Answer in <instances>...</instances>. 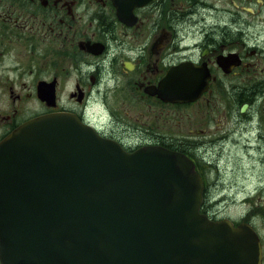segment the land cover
I'll return each mask as SVG.
<instances>
[{
    "label": "flooded vegetation",
    "instance_id": "af4514ba",
    "mask_svg": "<svg viewBox=\"0 0 264 264\" xmlns=\"http://www.w3.org/2000/svg\"><path fill=\"white\" fill-rule=\"evenodd\" d=\"M25 51L30 85L0 82V140L68 112L126 150L180 151L200 212L250 224L264 264V0H0V60ZM186 76L194 99H180Z\"/></svg>",
    "mask_w": 264,
    "mask_h": 264
},
{
    "label": "water",
    "instance_id": "95a60500",
    "mask_svg": "<svg viewBox=\"0 0 264 264\" xmlns=\"http://www.w3.org/2000/svg\"><path fill=\"white\" fill-rule=\"evenodd\" d=\"M201 190L183 153L128 152L72 114L35 117L0 141L2 263L260 264L250 225L200 213Z\"/></svg>",
    "mask_w": 264,
    "mask_h": 264
},
{
    "label": "rangeland",
    "instance_id": "374dc122",
    "mask_svg": "<svg viewBox=\"0 0 264 264\" xmlns=\"http://www.w3.org/2000/svg\"><path fill=\"white\" fill-rule=\"evenodd\" d=\"M30 56L28 55V52L25 51L22 55L16 57H10L8 59L4 58L2 60H0V82H3L4 84H6L7 86H14V88L20 89L22 88L23 84L26 83L28 84L30 82V77L28 76V74L24 71V66H27L28 64H32L30 66H28L27 68H30L33 65V62L30 61ZM9 59H13L15 60L13 61H9ZM18 67V72H16V69ZM30 85V84H28ZM126 108L128 109V107L126 106ZM219 116V115H218ZM218 116H216V123L217 126H219L218 124H224V120L223 118H219ZM177 123V122H176ZM176 123L174 124L173 122H171V125H169V127L171 129L176 128ZM186 128L184 129L185 133H190L189 131L192 129L191 127H194L193 125H189V126H185ZM228 191H221L219 192L220 194L222 193H227ZM234 208L230 209L229 208V212L233 211Z\"/></svg>",
    "mask_w": 264,
    "mask_h": 264
}]
</instances>
